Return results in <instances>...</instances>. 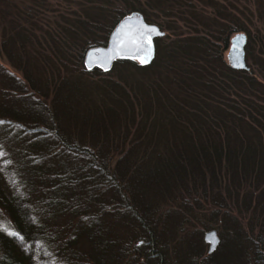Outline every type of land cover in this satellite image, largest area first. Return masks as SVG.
Here are the masks:
<instances>
[{
    "label": "trees",
    "instance_id": "1",
    "mask_svg": "<svg viewBox=\"0 0 264 264\" xmlns=\"http://www.w3.org/2000/svg\"><path fill=\"white\" fill-rule=\"evenodd\" d=\"M47 1L19 0L35 10L2 43L15 72H0V264H177L169 263L160 230L185 220L163 213L158 201L171 199L185 212L199 187L212 201L223 200V189L264 217V63L259 71L250 66L248 45L247 70L224 59L230 36L245 32L251 42L252 28L221 9L164 49L172 28L159 24L167 35L156 40L149 67L121 60L110 72L88 71L86 51L104 45L131 13L149 23L165 5L196 20L211 13L191 0H73L71 40L54 42L58 32L47 27L45 42L53 43L45 47L36 27ZM119 6L125 10L114 18ZM247 11L245 20L264 30V8ZM97 29L103 44L92 39ZM112 75L121 81L89 85ZM124 133L132 138L120 145ZM159 147L164 154L154 153ZM112 151L126 154L115 161ZM198 257L195 264L212 262ZM256 258L264 264V255Z\"/></svg>",
    "mask_w": 264,
    "mask_h": 264
},
{
    "label": "rangeland",
    "instance_id": "2",
    "mask_svg": "<svg viewBox=\"0 0 264 264\" xmlns=\"http://www.w3.org/2000/svg\"><path fill=\"white\" fill-rule=\"evenodd\" d=\"M74 1L77 2L78 0H74ZM202 1L191 0V5H193L195 9L197 10L199 9L207 13H211L206 15L200 14L201 18L199 17L200 18L199 20H196V18L195 17L193 18L191 15L187 17L186 16L183 17V15L180 14V12L184 10L182 7L178 8V6L176 5L173 7L165 5L162 8H158L156 10L155 12L157 14L156 18L152 17L153 23H149L146 21L148 24L155 25L157 27H159L160 24L161 27L165 25L167 27L172 28V31L168 32L169 37H167L164 41H162L163 48L167 49L168 44H171L173 40H176L175 38L180 37L177 36L176 34H180L181 36H187L188 34L193 33L191 30L192 28H198L200 30L201 26L199 27L198 21L202 20L204 22H207V20H204V18L212 19L217 14V11L221 9H228L234 15V17H236L235 20L236 24L239 23V25L242 26L245 25L246 27H250L253 29L251 30L253 33L252 32L250 33L252 37L251 42H248L247 33L243 32L242 34L246 35L247 37L246 46L248 45V48L252 53V58H251L252 60L250 61V66L252 68L254 67L256 71L257 70L259 71V67L261 66V63H264V44H263L264 34L263 36L261 35L264 31L262 25L263 23L257 19H254L252 23L247 22L243 17V15L241 14L242 13L246 14L248 12L247 11L248 9L251 12L255 13L256 11H259V5L263 9L264 0H202ZM47 2H49V4L44 8L47 14L41 15L42 20L38 21L36 27V29L39 30V40L43 42V45L45 47L46 44L48 46L52 45L53 42H49V40L45 42V35H46L45 30L47 29V27L49 28L51 26H54L51 27V29H54L56 30V32H58L57 38L59 39L58 41L56 40L54 42L62 43V41H66L65 37L67 38L68 41H70L71 34L69 36H66V33L69 31H74L72 30V26L70 25L71 22L69 21V19L73 18L72 17L73 12L71 13V11L72 9L76 11V8L79 7H76V4L73 3V0H48ZM18 3L19 0H10L9 2H6V4H4L3 0H0V72L1 70H7L10 71V73L15 72V70L10 64V61L6 57L5 52L2 49V45H3L2 43L6 32L8 31V34L12 33V29L14 28L13 27L14 23H17L18 21L22 22L25 21L26 19H30V17L32 16L31 13L33 14L35 10L33 8L29 9L31 4H26V3L18 4ZM124 8H125L124 6L122 7L119 6L118 8H116L113 17L117 18V16H119L125 10ZM36 15L39 16V14ZM38 20H40V18H38ZM218 21L220 20L218 19ZM116 26L117 25H115V27ZM115 27L114 28L112 27L113 29L111 28L112 31L110 29L111 33L113 32ZM159 29L161 30L160 27ZM162 30L161 32H163ZM258 30L262 31V33L260 34ZM100 32L101 30L99 29L94 31L92 39L96 36V41H100L99 43L103 44L101 41L103 40L104 36ZM240 33L241 32L235 33L230 36L229 46L224 54V59L226 63L228 62L227 55L230 48V41L236 34H240ZM166 35L167 34L165 33V36L157 39H163L166 37ZM77 39L84 40V38L81 36H79V38ZM24 41L26 42L27 39H25ZM107 43L108 40L104 45L93 46V47H102V46L105 47ZM27 47L31 48L33 46H30V43H27ZM47 53L48 51H45L44 54ZM31 54L33 53H30V55ZM39 60L40 59H38V61ZM247 63L249 64V62ZM73 68H75V65L72 61H70V63L67 65V69L72 70ZM77 75L78 73L73 74V78L76 77ZM134 76H138V73H134ZM86 78L87 77H85L84 79ZM103 81L118 82L121 80H119L117 75H112L107 77L95 76L92 79H90L88 82L89 85L92 86V84L103 85ZM98 95H99L98 92L96 93L93 92L90 97H94V96L96 97ZM126 136L127 134L124 133L122 136V140L118 141L120 145L123 144L126 139L130 140L132 138ZM123 145H125V143ZM138 149H142V147ZM164 151L165 150L163 147L162 148L159 147L155 150L154 153L161 155L164 154L163 153ZM136 152L132 153L133 159H135L137 155ZM125 154L126 151H119L117 155L114 151L110 153V155L113 156V158H115V161H117L120 158L119 157L120 155H125ZM210 187L211 186H207L205 189L208 191ZM213 189H214V193L216 192L218 193L219 190L216 187H214ZM175 190L176 188H174L172 192L178 191ZM192 192H193V200L187 202V204L184 206L185 212L183 211L182 207H180V205L177 203L168 205V203L172 201L171 199L168 200L166 199V201L164 202L158 201L159 205L164 208L163 213H167V212L179 213L183 215L182 218H184L183 220H185L184 227H182L181 224L177 225V221L174 219L165 222V225L168 230H165L164 228L160 230V232H162L164 235L162 242L163 244L167 243L168 246L167 252L169 254L168 255L169 263L176 262L177 264H195L194 258L196 260V257L199 254H201L203 257L208 256L212 258L211 259L212 262H208L209 264H256V259H257L256 257H258V253L260 255H264L263 252L264 249L262 247L263 245L261 244V242H264V217L260 216L259 213L255 211L253 208L249 207V209H246L243 208L244 205H238L237 201H233L235 197H229V194H227V192L224 191L223 189H221L220 191L221 197L223 198V200L221 201H212V197H205L204 196L205 192L203 187H199L198 191L193 190ZM242 193L243 192H241L240 194ZM175 195L177 194L176 193L173 194V196ZM239 203H241V201H239ZM109 223H111V220L109 221ZM175 225L177 226L176 229H175ZM232 227L239 228L241 232H239L238 229L236 230L232 229ZM94 229L96 232L101 230L99 226L97 227L94 226ZM213 230L217 232L218 237L220 239V244L215 252H213L212 254H208L209 245L205 243L204 236L207 232ZM133 241H135V239ZM138 242L139 241L137 239L136 244H138ZM120 251L123 252V248L120 249ZM114 254L115 253L113 252V256ZM214 255L215 258H213ZM203 257L201 258L198 257V258L203 260ZM108 258L109 256H107V259ZM203 262L205 263L206 261ZM199 264L201 263L199 262Z\"/></svg>",
    "mask_w": 264,
    "mask_h": 264
},
{
    "label": "water",
    "instance_id": "3",
    "mask_svg": "<svg viewBox=\"0 0 264 264\" xmlns=\"http://www.w3.org/2000/svg\"><path fill=\"white\" fill-rule=\"evenodd\" d=\"M165 36L159 27L148 24L144 17L132 13L124 17L111 33L105 47L89 48L84 57V67L88 71L100 69L110 72L116 62L129 60L141 67L150 66L156 57V39ZM245 34H236L230 41L227 55L228 65L234 70H247L245 62ZM205 243L209 254L217 249L220 239L215 230L207 232Z\"/></svg>",
    "mask_w": 264,
    "mask_h": 264
},
{
    "label": "bare ground",
    "instance_id": "4",
    "mask_svg": "<svg viewBox=\"0 0 264 264\" xmlns=\"http://www.w3.org/2000/svg\"><path fill=\"white\" fill-rule=\"evenodd\" d=\"M245 62H246V60H245Z\"/></svg>",
    "mask_w": 264,
    "mask_h": 264
}]
</instances>
